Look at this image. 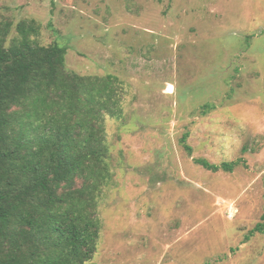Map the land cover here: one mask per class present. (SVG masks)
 Here are the masks:
<instances>
[{
	"label": "rangeland",
	"instance_id": "374dc122",
	"mask_svg": "<svg viewBox=\"0 0 264 264\" xmlns=\"http://www.w3.org/2000/svg\"><path fill=\"white\" fill-rule=\"evenodd\" d=\"M0 14L35 20L69 70L124 83L88 264H264V0H0ZM240 158L233 173L197 163Z\"/></svg>",
	"mask_w": 264,
	"mask_h": 264
},
{
	"label": "trees",
	"instance_id": "16d2710c",
	"mask_svg": "<svg viewBox=\"0 0 264 264\" xmlns=\"http://www.w3.org/2000/svg\"><path fill=\"white\" fill-rule=\"evenodd\" d=\"M40 33L35 20L0 14V264H88L114 180L107 119L124 118L126 91L116 76L69 70L67 48L40 45ZM197 163L215 173L246 165Z\"/></svg>",
	"mask_w": 264,
	"mask_h": 264
}]
</instances>
